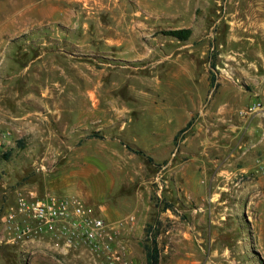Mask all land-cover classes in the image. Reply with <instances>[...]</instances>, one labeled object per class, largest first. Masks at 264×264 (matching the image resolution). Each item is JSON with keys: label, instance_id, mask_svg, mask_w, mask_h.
Segmentation results:
<instances>
[{"label": "rangeland", "instance_id": "374dc122", "mask_svg": "<svg viewBox=\"0 0 264 264\" xmlns=\"http://www.w3.org/2000/svg\"><path fill=\"white\" fill-rule=\"evenodd\" d=\"M46 2L0 0V264H104L15 239L4 218L31 191L82 197L133 264L156 220L161 264H264V186L256 156L244 162L264 0Z\"/></svg>", "mask_w": 264, "mask_h": 264}, {"label": "built area", "instance_id": "2783aa9c", "mask_svg": "<svg viewBox=\"0 0 264 264\" xmlns=\"http://www.w3.org/2000/svg\"><path fill=\"white\" fill-rule=\"evenodd\" d=\"M262 107L263 104L257 102L247 112H258ZM11 137L12 131L0 125V149L10 144ZM256 172L264 177V155L256 160ZM135 220L136 215L126 219L128 222ZM4 221L15 239L49 238L63 254L87 248L102 257L104 264H133L127 246L118 240L119 229L80 196L23 193L8 209Z\"/></svg>", "mask_w": 264, "mask_h": 264}, {"label": "trees", "instance_id": "16d2710c", "mask_svg": "<svg viewBox=\"0 0 264 264\" xmlns=\"http://www.w3.org/2000/svg\"><path fill=\"white\" fill-rule=\"evenodd\" d=\"M170 34L180 39L186 40L192 36L193 30L191 28L177 29L170 31ZM213 66H216V63H213ZM189 125H192V123L190 122ZM135 151L140 154H145L143 150H135ZM170 208H172V205L167 204L164 207V210ZM161 223L162 221L156 220L155 223H149L146 227L147 238L144 243V248L147 255V264L162 263V249L159 242V237L161 234V228H160Z\"/></svg>", "mask_w": 264, "mask_h": 264}, {"label": "crops", "instance_id": "0c3cea01", "mask_svg": "<svg viewBox=\"0 0 264 264\" xmlns=\"http://www.w3.org/2000/svg\"><path fill=\"white\" fill-rule=\"evenodd\" d=\"M46 3H48L47 9L49 10V0H47ZM25 13H26V11H25ZM90 94L93 96H96L97 90L92 89L88 92L83 93L84 96H89ZM257 102H261L263 104V107L261 109H259L258 113L255 115V117H253L256 120V124L253 126V128H251L250 132L256 136L254 138L255 139L254 142H251L252 143L251 146H247L248 147L246 149L247 155L246 154L244 155V162H248L249 160H251V158L253 156H256L255 157V160H256V158L264 155V101H262L261 99H254L251 104L253 105L254 103H257ZM113 104H114V102H113ZM96 106H98L97 103H96ZM249 168L250 167L248 165H246L243 170L245 171V170H248ZM258 176L260 177L259 178V185L264 186V177L261 175H258Z\"/></svg>", "mask_w": 264, "mask_h": 264}]
</instances>
